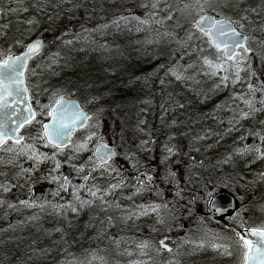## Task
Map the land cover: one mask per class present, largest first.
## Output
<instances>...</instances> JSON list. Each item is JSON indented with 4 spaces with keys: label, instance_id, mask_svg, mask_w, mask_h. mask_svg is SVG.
Wrapping results in <instances>:
<instances>
[{
    "label": "rangeland",
    "instance_id": "obj_1",
    "mask_svg": "<svg viewBox=\"0 0 264 264\" xmlns=\"http://www.w3.org/2000/svg\"><path fill=\"white\" fill-rule=\"evenodd\" d=\"M8 0H0V5H7ZM31 0H29V3ZM51 3L59 5L57 8L48 7L46 12H37L34 9L29 12H20L17 14L5 15L0 19V26L9 24L7 38H0V48H3L11 41L12 37H22L24 41L30 42L35 38L44 37L45 34L51 32L52 25H57L63 19L71 24L75 23L76 26H72L66 30L61 31L56 37L45 44V49L37 58L32 60L29 65L31 68L36 69V75L29 77L30 92L32 94V101L35 104L37 110V120L41 123H33L25 128V136L31 137L37 135L38 130L42 123L49 121L47 116V108H41L40 105H47L50 102L53 91L49 90L48 86L44 84L41 76L42 68H50L49 60L52 53L58 52L60 47L70 45L64 43L66 40H72V43H81L86 40L88 32H84V24L99 25L108 22L113 19L114 16L119 15H138L143 17L144 9L138 7L141 0H50ZM79 2L82 6L78 9L73 8V3ZM171 3H176L179 7H182L183 3H188L190 0H169ZM256 4L259 0H254ZM253 4V3H252ZM254 5V4H253ZM14 6V5H13ZM163 6V0H161V7ZM58 13V17L54 21H50L48 16ZM35 16L39 23L33 28L32 32L26 31L28 28H32L31 25L24 23L26 18ZM174 19L166 21V26L174 27L176 20L180 18L179 12H173ZM159 18V17H157ZM181 27L187 26L188 24L180 19ZM96 28V26H95ZM176 32L178 28H175ZM5 31L3 27H0V32ZM79 38H76V35ZM105 44V43H104ZM255 47V45H253ZM49 47V48H47ZM23 50L20 46H17L14 51L17 53ZM115 51V50H114ZM213 52V53H212ZM205 55L212 57L215 53L214 49L208 48L204 50ZM252 59L249 61L253 64V69L256 71V76H253L251 83L258 85L260 80H264V64L261 63L259 56L249 54ZM110 55H107L109 57ZM197 57V56H196ZM197 59V58H196ZM187 57L184 62L187 64L191 61L196 60ZM54 62V61H53ZM51 62V63H53ZM39 65V67H37ZM52 68V67H51ZM50 68V69H51ZM158 75V73L152 78V80ZM188 75L194 76V79L187 81H176L171 75H163L159 84H157L156 90L150 92L148 103H140L138 119L134 126L137 128L138 122L143 120L144 124H140L139 127L143 131H137L133 126L131 131L126 132L124 124L117 122V117L112 114L107 107L104 109V114L101 117L102 127L99 129L100 136L103 137V142L111 144L116 149V157L109 160V163L113 168L120 169V173L127 178L125 187L121 189H115L113 193L109 194L106 198L109 201H117L121 205V209H131L134 205L142 204H167V209H161L159 215L156 212L148 211L144 215H135L131 219L121 220V210H117L111 207H103L102 213L106 216L100 218V222H103L101 227V235L105 236L108 241L113 242L114 248L108 251L104 249H94L89 253L90 259L78 262L75 259L67 261L66 264H136L137 261L140 264H162L165 260H171L172 256L168 253L163 252L160 255H155L152 249H145L152 259H149V255H142L141 250L137 245L141 241H150L154 247H159V240L167 237L166 243L174 242V244H182L181 255L176 257L180 260L181 264H194L198 250H202L204 247H199L200 238L207 232L208 235L213 236L216 242L220 245L231 243L229 237L222 236L219 231L216 230V225L210 219L204 217L206 209L203 207L202 199L218 192H228L237 201V210L239 205L245 204L248 201L247 192L251 187V190L256 194L264 191V179L260 176L264 173V158L255 159L251 154L246 155H233L229 159L228 163H223V160L232 152L234 147H240L244 144L259 145L261 150L264 151V142H261L258 137L252 136L248 131L250 128L253 130H259L264 127L259 121H264V112H259L254 117L246 118L241 121L240 124L234 125L230 123L231 118L235 114L237 109H245L243 101L239 98L233 99L232 97L239 94H245L247 92L246 84L248 81L244 80L245 73H241L242 79L237 83L233 84L231 80L226 85H220L217 89L223 88L225 96L220 101H212L213 104L207 105L204 102L205 83H201L200 78H209L213 82L219 84L220 77L225 75L223 71L217 76H205L203 72H197L195 68L189 70ZM163 81V82H162ZM150 87L151 85H147ZM147 86L145 89H147ZM62 94H65L63 88H58ZM169 94L173 99L179 100L184 105L183 108H170L168 111H163L162 105L170 104ZM260 93L257 92V99ZM82 107L87 108L95 114L97 112V103L93 101L81 102ZM219 106V107H217ZM259 106V105H257ZM176 119V124L173 125L170 122ZM117 122V123H116ZM235 127V131H230L231 128ZM182 129V130H181ZM155 130V137H151V131ZM175 130H181L177 134L181 137L179 141H176L174 134ZM199 133L205 137L200 141H196L193 137ZM85 135L87 130L79 131L75 134L72 141H79ZM171 137V139H169ZM241 137H245L241 139ZM154 141L148 145H141V140L149 139ZM31 143V140H28ZM100 142L99 137H94L93 140L88 144L87 149L78 154H75L72 161H67V157L73 155L71 147L65 149L63 152L57 153V159L61 161V168L59 173L61 175H67L71 184L79 186L87 183L88 185L97 184L100 187H106L109 182H115L118 177L115 173H112L111 178L107 173L101 174L99 170H93L92 177L87 181L82 180V176L89 171L85 161L91 156L94 158L95 146ZM10 144V143H9ZM165 144L174 146V155L167 158V167L177 173L176 177H167L159 179L165 171L166 164L161 163L162 156H166L164 149ZM178 145V146H177ZM8 145H5L7 147ZM152 146H159L161 152L159 153V161L163 170L160 176L157 175L155 167H148L144 160L140 159L142 154L144 158L150 155ZM178 147L183 155L180 156L177 153ZM36 148L39 151L47 152L49 156L52 155L54 149L51 146H45L43 141H36ZM199 149V151H197ZM12 155L0 150V184L7 183L10 187L8 193H4L0 189V197L4 198L8 202L16 205L20 199H31L36 189H43L45 199L52 201L53 203H65L72 199L71 187L66 191H60L56 195L53 192L57 189L58 181H53L52 176L57 175L56 171H52L54 164L50 159H42L39 163L34 160H28L22 157L18 162L24 168H33L34 170L17 176L19 167L15 164L9 165L6 163L7 158ZM135 157L140 161V169L137 172L128 157ZM241 157L245 159V165L243 169H234V161L236 158ZM179 161V163H177ZM203 162L204 165H203ZM85 164V168L81 172H77L73 165ZM207 166L210 168V172H215L214 175H207L209 179L206 182L209 187L208 192L206 191L203 196L193 198L191 192L188 189H184L185 183L190 180L195 181L197 179L196 174L193 178L184 177V171L187 168H197L195 171L200 172ZM236 170V171H235ZM143 172H150L154 179L150 183V190H144L140 193H134L132 184L135 183L134 177ZM239 178L238 185H233L235 179ZM216 180L217 183L213 185ZM162 183L166 186L162 187ZM217 184V185H216ZM211 189V190H210ZM233 189V190H232ZM31 190V193H30ZM180 193L179 196H175L174 192ZM159 196V193H162ZM211 194V196H210ZM35 195V194H34ZM79 195L88 199L87 188H80ZM132 195L131 200L126 197ZM208 199V201H209ZM204 200V199H203ZM240 200V202L238 201ZM208 201H206L208 203ZM98 202V201H97ZM260 208L257 212L264 214V198L259 201ZM206 203V205H207ZM50 209V208H47ZM41 212L39 209H27L22 207H16L8 209L7 204L5 208H0V226L4 220H10L11 218H24L29 212ZM45 211V210H44ZM37 212V213H38ZM55 212V211H54ZM113 217L112 221L106 219L107 216ZM264 216V215H263ZM163 219L165 222L161 223ZM245 220H248L246 217ZM227 221V220H225ZM199 224L193 231L194 235L190 234L192 226ZM101 226V224H100ZM202 226V227H201ZM203 227H206L204 229ZM209 230H211L209 232ZM127 231V235L116 236L115 232ZM189 232V236H187ZM192 241V243H188ZM169 244V243H168ZM173 245V244H172ZM170 245V246H172ZM175 252V247H172ZM208 253H204L206 256L211 255L214 259L208 264H223L224 262H232L234 258L238 262V254L233 252V255H223L225 248L220 247L213 249L205 246ZM184 249V250H183ZM193 249H197L196 252ZM116 254L118 257H116ZM190 256V257H187ZM100 258H103L102 260ZM216 259V260H215ZM207 260V261H208ZM205 261V260H204ZM237 262L235 264H237ZM1 263V261H0Z\"/></svg>",
    "mask_w": 264,
    "mask_h": 264
},
{
    "label": "snow or ice",
    "instance_id": "obj_2",
    "mask_svg": "<svg viewBox=\"0 0 264 264\" xmlns=\"http://www.w3.org/2000/svg\"><path fill=\"white\" fill-rule=\"evenodd\" d=\"M14 5V6H13ZM82 5L79 2L73 3V8H80ZM48 7L57 8L59 5L53 4L50 0H8L7 5H0V18L5 15L17 14L20 12H29L30 8L37 12H46ZM138 7L144 9L143 17L138 15H119L114 16L104 24H99L93 31L104 33L110 27L119 28L121 24L133 23L137 32L145 31L151 34V38L146 37L145 44H161V43H175L176 50H178V59L173 60L168 64L164 71L165 75H171L176 81H187L194 79V76L188 75L189 70L195 68L197 72H203L205 76H217L221 71L225 75L220 77L219 84L226 85L229 80L233 84L242 79L241 73H245L243 79L248 81L246 84L247 92L234 96L233 99L239 98L246 106L245 109H237L230 120V123L238 125L246 118L254 117L256 113L264 112V80H260L258 85L251 83L253 76H256V71L253 69V64L249 61L252 59L249 54L259 56L261 63L264 64V0H259V3L253 5L250 0H190L188 3H183L179 7L176 3H171L169 0H163L161 7V0H141ZM173 12H179L180 18L176 20V24L172 30L166 26V21L174 19ZM58 13L48 16L50 21H54L58 17ZM159 17V18H157ZM180 19H183L188 28L184 30V35L179 36L175 28H180ZM24 23L31 25L32 28L26 29L29 34L33 28L39 23V20L32 16L26 18ZM5 31L0 32V38H7L10 27L9 24H4ZM84 29V32H88ZM80 34L76 35L79 38ZM202 41L208 48L214 49L215 53L212 57L205 55L204 50L197 46V59L185 65L179 61L183 60L185 56L191 57L193 45L191 41ZM66 44H71L72 40L64 41ZM255 45V47L253 46ZM20 46L23 50L17 54L14 49ZM103 48L104 45H98ZM44 42L37 38L31 42H25L22 37H12L11 41L3 48H0V150H3L10 155L6 163L9 165L15 164L19 167L17 176L27 174L34 170L33 168H24L18 162L22 157L28 160H34L38 163L42 159H50L57 175L52 176L53 181H58L57 189L53 192L56 195L60 191H66L71 187L72 199L65 203H53L45 199V197L32 195L31 199H20L16 205L8 202L0 197V206L7 204L8 209L22 207L27 209H39L41 212L47 208H52L57 214L66 216L71 213H78L82 207L92 206L98 201L100 207H111L121 210V220L131 219L135 215H144L148 211L156 212L159 215L161 209H167V204H142L133 206L131 209H121V205L117 201H109L106 197L113 193L115 189L125 187L127 178L120 173V169L113 168L109 163L115 153L108 148L103 142V137L99 134V129L102 127L101 117L104 114L103 107L97 109L95 114H90L84 111L80 106L74 102L66 99L61 90L53 91L49 104L40 105L41 108H47V116L51 119L47 123H42L37 135L26 137L21 129L26 125H31L34 122L40 124L37 118V110L32 106V94L30 92L29 77L35 76L36 69L29 65V61L39 52L43 51ZM175 51V50H174ZM172 53H169L171 55ZM59 53H52L49 60V67L51 62L55 61ZM39 67V65L37 66ZM163 82V81H162ZM257 92L260 93L257 99ZM98 97H92L96 101ZM170 104L162 105L163 111H168L170 108H183L184 105L179 100L173 99L169 94ZM148 103V101H145ZM259 105V106H257ZM219 107V106H217ZM176 124V119L170 122ZM264 125V121H259ZM144 124L141 120L138 122L137 131H143L139 127ZM77 127L86 128L87 135L79 141H72L71 136ZM233 127L230 131H235ZM252 136L258 137L261 142H264V127L259 130H248ZM94 137H99L100 142L96 144L93 159L91 156L85 161L89 171L81 178L87 182L92 177L93 170H99L101 174L107 173L111 178L112 173H115L118 179L115 182H109L106 187H100L97 184L88 185L87 183L79 186L71 184L67 175H61L59 169L61 168V161L58 160L57 153L65 151L69 146L73 155L67 157V161H72L75 154H78L87 149L88 144ZM196 141H200L205 137L197 133L193 137ZM245 137H241L244 139ZM171 139V137H169ZM28 140L32 142L29 143ZM36 141H43L45 146H51L54 151L51 156L47 152L39 151L36 148ZM9 142H11L9 144ZM149 139L141 140V145H148L153 143ZM5 145H8L5 147ZM174 147L165 144L164 149L166 156H162L161 163L167 162V158L174 155ZM199 151V149H197ZM251 154L255 159L264 158V151L259 145L244 144L240 147H234L232 152L223 160V163H228L233 155ZM132 163L133 168L139 172L141 167L139 159L135 157H128ZM179 163V161H177ZM85 164L73 165L77 172H81L85 168ZM166 177H176L177 173L169 167H165ZM3 175V173H0ZM264 179V173L260 176ZM135 183L132 188L135 190L133 195L144 190H150L149 185L153 181V175L150 172H143L134 177ZM80 188H87L88 199H83L79 195ZM0 189L4 193H8L11 189L7 183L0 184ZM31 193V190H30ZM179 191L176 196H179ZM131 200L132 195L126 197ZM216 211H223L222 208H216ZM107 220L112 221V216H107ZM28 222H37L36 228L45 234L48 229L43 228L38 223L36 215H29L21 224ZM161 223L165 221L160 220ZM240 227L244 228V234L233 229L234 238L229 237L231 243L220 245L216 242L213 236L206 232L199 240V247H211L218 249L224 247L223 255L231 256L233 252L238 254L237 264H264V225L260 227H245L241 221ZM10 227H12L10 225ZM103 227V222H101ZM60 231V229H55ZM211 230H209L210 232ZM250 237H255L252 239ZM63 238L61 237V240ZM167 237L159 240V247H154L150 241H141L137 247L141 250L142 255H149L145 249H152L155 255H160L163 252L172 256L171 260H165L162 264H181L176 257L181 255L182 244H177L174 249L166 243ZM192 243V241H188ZM197 249H193L196 251ZM32 251L41 254H47L48 249H32ZM153 257L149 255V259ZM101 260L103 258H100ZM136 264H140L139 261Z\"/></svg>",
    "mask_w": 264,
    "mask_h": 264
},
{
    "label": "trees",
    "instance_id": "obj_3",
    "mask_svg": "<svg viewBox=\"0 0 264 264\" xmlns=\"http://www.w3.org/2000/svg\"><path fill=\"white\" fill-rule=\"evenodd\" d=\"M253 1L250 0L255 5L256 3ZM73 25L76 26L75 23L71 24L63 19L59 24L52 25L51 31L54 32V35H51V32L45 34L43 37L45 44L52 37H56L61 31ZM95 26L97 25L84 24L85 29L89 30L86 40L60 47L56 52L59 53L58 57L51 63L50 68H52H42L41 76L49 90L63 88L65 95L77 98L80 102L93 101L92 97H98L96 101H93L97 103L96 106L99 108L107 107L117 117V122L127 127L125 131L128 132L133 129L138 119L140 103L149 100L150 92L156 90L157 84L165 75V67L173 60L178 59V50H176L175 43L145 44V38H151V34L145 31L137 32L134 22L121 24L119 28L110 27L104 33L93 31ZM173 28L169 27L168 29L172 30ZM187 28L188 25L178 28V35L183 36L184 30ZM191 43L193 45L191 59L197 58V46L203 50H208L207 45L202 41L193 40ZM98 45H104L105 47L100 48ZM169 53L172 54L169 55ZM107 55L110 56L107 57ZM187 57L185 56L179 62L186 65L184 59ZM157 73L158 75L152 80ZM200 81L203 84L205 83V86L202 84L200 86L204 87L202 90L206 93L204 102L207 105L213 104L212 101H220L225 96L223 88L217 89L215 87L216 83L209 80V78L201 77ZM147 85L151 86L148 87ZM146 86L147 89H145ZM181 130H175L176 141H179L182 137L177 134ZM155 132V130L150 132L151 137H155ZM150 148V155L144 158L142 154H139L140 159L144 160L148 167H155L157 175L160 176L163 170L159 161L161 149L159 146ZM177 153L182 156L184 152L178 147ZM234 162L232 166H235L234 169L237 167L236 170H241L248 165L244 164L245 159L241 157L236 158ZM196 169L190 167L185 169L184 177L190 179L196 174L197 179L186 182L184 189H188L193 198H201L209 190L206 185L209 179L206 176H212L215 172H210V168L207 166H204L200 172L195 171ZM166 175V172H164L159 179L165 178ZM210 181L213 183L212 179ZM215 183H217L216 180L213 185ZM238 183H240L239 178L235 179L233 185H238ZM162 185L161 188L166 186L165 183H162ZM174 193L176 196V192ZM162 195L163 192L159 193V196ZM247 196L248 201L245 204L241 203L239 210L223 220L214 221L210 219L207 211L203 212L204 217L217 222L215 223V225L217 224L216 230L226 237L234 235L233 229L236 231L244 229L240 227L239 222L241 221L245 227L264 225V214L257 212L260 208L258 206L259 201L264 198V191L256 194L250 187ZM82 198L86 199L85 197ZM203 199V207L206 209V201H208L209 196H205ZM238 201L240 202V200ZM98 204L99 202H96L92 206L82 207L78 213L69 211L66 216L57 214L52 208L42 212H29L26 217L36 215L38 223L43 228L48 229L47 234L37 230V222H28L22 225L21 221H24L26 217L4 220L6 222H2L0 226V264H66L71 259L78 262L90 259L89 253L94 249L112 250L115 246L113 242L108 241L105 236L101 235L102 228L99 221L100 218L106 215L102 213L103 207L98 206ZM0 208L4 209L5 205L0 206ZM246 217L248 220H245ZM198 225L191 227V235L195 234L193 230ZM203 228L206 229V227ZM55 229H60V231L57 232ZM115 234L116 236L127 235V231H117ZM187 236H189V232H187ZM168 243L169 245L173 244L171 247L176 246L171 240ZM32 249H48V251L47 254H41L39 252L34 253ZM206 250L205 247L198 250L199 255H197L195 262L193 261L194 264H208L211 261L208 259H214V255L206 256L204 254L208 253ZM114 255L118 257L116 254ZM236 262L234 258L232 262H224L223 264H235Z\"/></svg>",
    "mask_w": 264,
    "mask_h": 264
},
{
    "label": "water",
    "instance_id": "obj_4",
    "mask_svg": "<svg viewBox=\"0 0 264 264\" xmlns=\"http://www.w3.org/2000/svg\"><path fill=\"white\" fill-rule=\"evenodd\" d=\"M38 38L41 39V40H43V42H44V39L43 38H41V37H38ZM39 53L37 55H39ZM66 99L69 100V101H71V102H74V103L78 104L80 106V108H82L77 99H75V98H73V99L66 98ZM82 109L84 111L88 112L85 108H82ZM50 119H51V117H50ZM80 129H83V128L77 127L74 130V132L72 133L71 138L73 137L75 131L80 130ZM106 145L108 146L109 149H111L115 153V149H114L113 146L108 145V144H106ZM114 157H115V155L112 156V158H114ZM153 178H154V176H153ZM34 194L35 195H38V196H42L43 195V189H41V188L36 189V191L34 192ZM216 208H222L223 211H216L215 210ZM207 209H208V213H209L210 217L213 218V219H217V218L226 216L228 213L233 212L236 209L235 208V200L228 193H216V195H214L213 197H211V200L208 203ZM239 231L242 232V233H244V230H239ZM244 234L247 235V233H244ZM250 238L255 239V237H250Z\"/></svg>",
    "mask_w": 264,
    "mask_h": 264
}]
</instances>
